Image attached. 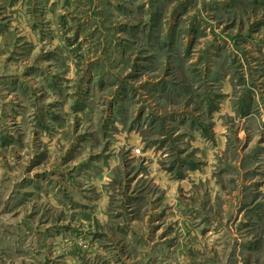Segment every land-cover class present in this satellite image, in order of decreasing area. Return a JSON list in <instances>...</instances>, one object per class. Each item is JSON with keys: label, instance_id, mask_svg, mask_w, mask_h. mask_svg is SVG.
I'll use <instances>...</instances> for the list:
<instances>
[{"label": "rangeland", "instance_id": "1", "mask_svg": "<svg viewBox=\"0 0 264 264\" xmlns=\"http://www.w3.org/2000/svg\"><path fill=\"white\" fill-rule=\"evenodd\" d=\"M0 264H264V0H0Z\"/></svg>", "mask_w": 264, "mask_h": 264}]
</instances>
